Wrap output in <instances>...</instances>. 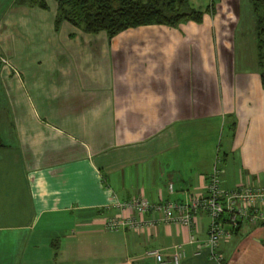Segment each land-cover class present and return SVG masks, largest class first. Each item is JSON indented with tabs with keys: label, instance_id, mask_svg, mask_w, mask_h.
<instances>
[{
	"label": "crops",
	"instance_id": "obj_1",
	"mask_svg": "<svg viewBox=\"0 0 264 264\" xmlns=\"http://www.w3.org/2000/svg\"><path fill=\"white\" fill-rule=\"evenodd\" d=\"M24 3L0 17V50L8 53L0 264H172L179 249V264H264V220L240 222L213 251L204 244V210L190 225L103 227L118 210L115 198L204 192L216 155L222 188L264 187L256 29L255 56L238 58L234 8L190 1L203 10L200 21L140 24L109 38L65 20L60 39L30 40V13L54 23L56 1Z\"/></svg>",
	"mask_w": 264,
	"mask_h": 264
},
{
	"label": "built area",
	"instance_id": "obj_2",
	"mask_svg": "<svg viewBox=\"0 0 264 264\" xmlns=\"http://www.w3.org/2000/svg\"><path fill=\"white\" fill-rule=\"evenodd\" d=\"M3 60L6 61L5 58ZM220 179L221 168L216 155L204 192L192 191L182 200L167 199L158 202H151L143 194L128 199L115 198L114 205L118 210L104 220L103 227L108 230L123 227L139 229L159 221L190 225L195 213L204 210L210 217L204 244L213 251L218 241L229 236L232 228L240 222L256 223L264 220L263 186L242 182L234 188H222ZM168 186L172 191L171 183ZM147 212H150L149 217L144 216ZM193 239V235H190L189 240ZM148 253L154 254L157 260H163L162 254L156 249H148ZM183 253L181 249L176 250L168 260L172 264H179ZM214 256L217 259L222 257L221 254Z\"/></svg>",
	"mask_w": 264,
	"mask_h": 264
},
{
	"label": "trees",
	"instance_id": "obj_3",
	"mask_svg": "<svg viewBox=\"0 0 264 264\" xmlns=\"http://www.w3.org/2000/svg\"><path fill=\"white\" fill-rule=\"evenodd\" d=\"M47 7L46 0H30ZM54 26L68 21L85 32L104 30L110 38L130 26L146 23L177 24L186 19L200 21L203 10L189 0H55ZM255 14L258 63L264 84V0H251ZM1 144V139H0Z\"/></svg>",
	"mask_w": 264,
	"mask_h": 264
},
{
	"label": "rangeland",
	"instance_id": "obj_4",
	"mask_svg": "<svg viewBox=\"0 0 264 264\" xmlns=\"http://www.w3.org/2000/svg\"><path fill=\"white\" fill-rule=\"evenodd\" d=\"M29 2L30 0H0V17L3 11H9L10 13L16 12L19 13L20 9L23 7L21 5L25 4L24 2ZM55 2L54 0H46ZM196 6H211L213 4L216 8L219 6L232 7L234 8V16L232 17L235 39H236V53L237 57L248 60L252 59L255 48V14L252 9L251 0H189ZM13 3V4H11ZM16 5V6H15ZM21 6V7H20ZM51 9V4L49 9H46L45 12H49ZM29 17L30 27H26L30 34L26 35L27 39L30 40H41L51 41L61 38L62 25L59 28H55L53 19L46 15V18L38 17L35 12L30 13ZM72 24V23H71ZM69 24L70 26H73ZM76 26V25H75ZM54 27V28H53ZM80 28V27H79ZM81 29V28H80ZM82 30V29H81ZM94 36V34H91ZM108 53V56L111 57L112 54ZM6 59L4 61L3 59ZM8 53L5 48L0 50V80L2 81V71L4 66L8 65ZM58 59V58H57ZM62 58H59V60ZM113 64L114 61H110ZM6 92L3 87L0 86V106L6 102ZM224 137V132H223Z\"/></svg>",
	"mask_w": 264,
	"mask_h": 264
}]
</instances>
